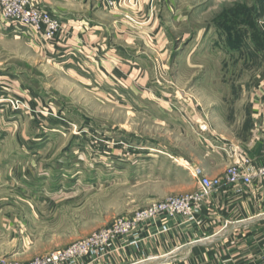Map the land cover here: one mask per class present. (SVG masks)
Wrapping results in <instances>:
<instances>
[{"label": "rangeland", "instance_id": "rangeland-1", "mask_svg": "<svg viewBox=\"0 0 264 264\" xmlns=\"http://www.w3.org/2000/svg\"><path fill=\"white\" fill-rule=\"evenodd\" d=\"M171 7L162 9L170 52L139 61L152 89L189 103L171 117L84 86L0 21V264L67 248L194 192L183 163L202 169L208 151L260 153L250 99L264 82V0H171ZM228 38L241 46L230 49ZM178 118L187 133L169 127ZM215 163L225 174L231 162Z\"/></svg>", "mask_w": 264, "mask_h": 264}, {"label": "crops", "instance_id": "crops-1", "mask_svg": "<svg viewBox=\"0 0 264 264\" xmlns=\"http://www.w3.org/2000/svg\"><path fill=\"white\" fill-rule=\"evenodd\" d=\"M33 1L65 26L53 48L47 45L40 49L84 86L113 89L116 97L132 108L138 105L152 112L157 108L170 117L187 110L186 99L176 100L177 96L169 93L165 98L163 92L152 89L139 63L141 56L170 52L162 9L170 13L171 0H120L115 11L106 10L100 0ZM78 62L88 69L81 71ZM261 85L264 82L259 88ZM175 105L179 107H171ZM250 105L255 109L251 99ZM184 124L178 118L169 127L187 133ZM208 154V163L199 167L207 176L219 178L222 185L198 213L200 226L177 218L167 222L168 232L157 234L156 226L151 225L142 236L152 238L137 247L120 249L107 264H264V184L255 180L236 192L224 183V172L215 168L216 160L225 155L214 150ZM259 154L252 157L257 163Z\"/></svg>", "mask_w": 264, "mask_h": 264}, {"label": "built area", "instance_id": "built-area-1", "mask_svg": "<svg viewBox=\"0 0 264 264\" xmlns=\"http://www.w3.org/2000/svg\"><path fill=\"white\" fill-rule=\"evenodd\" d=\"M100 3L104 8H114L119 2L118 0H100ZM0 21L6 24L8 32L28 37L40 47L53 45L56 34L64 29V24L58 18L36 5L33 0H0ZM78 64L81 68L82 63L78 62ZM81 69L86 71V69ZM255 95L254 116L259 121L256 124L258 132H254V138L261 146L260 163L243 154L239 148L220 147L225 157L231 162L225 171L224 183L233 187L236 192H241L243 188L251 186L255 180L264 184L263 85ZM199 128L202 132L207 130L204 124H200ZM183 164L197 182L194 192L154 203L147 209L137 211L132 217L121 219L84 240L74 242L67 248L56 250L28 262H2V264H107V261L119 253L120 249L127 246L137 247L142 241L152 238V236H142L145 228L151 225L156 226L157 234L168 232L167 222L177 218H180L182 223H194L200 226L197 219L198 213L207 198L221 187L222 182L219 178H209L200 168H190L188 163Z\"/></svg>", "mask_w": 264, "mask_h": 264}, {"label": "trees", "instance_id": "trees-1", "mask_svg": "<svg viewBox=\"0 0 264 264\" xmlns=\"http://www.w3.org/2000/svg\"><path fill=\"white\" fill-rule=\"evenodd\" d=\"M233 40H234V38H228L227 39L230 49H234V47H240L241 46L239 44H234Z\"/></svg>", "mask_w": 264, "mask_h": 264}]
</instances>
